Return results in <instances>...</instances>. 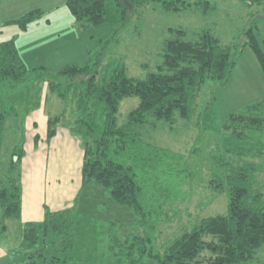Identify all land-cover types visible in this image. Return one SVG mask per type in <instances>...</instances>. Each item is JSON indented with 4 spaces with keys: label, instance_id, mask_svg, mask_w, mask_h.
<instances>
[{
    "label": "trees",
    "instance_id": "trees-1",
    "mask_svg": "<svg viewBox=\"0 0 264 264\" xmlns=\"http://www.w3.org/2000/svg\"><path fill=\"white\" fill-rule=\"evenodd\" d=\"M240 1L264 10V0ZM108 2L67 0L66 7L79 27L86 29L110 21ZM151 3L174 12L196 9L208 13L214 9L211 0H115V6L121 10V27L130 20L131 10ZM250 15L241 41L231 45H223L210 31L190 41L185 31L171 29L175 38L166 42L162 62L144 79L130 77L123 58L112 57L107 61L105 49L110 42L90 55L85 65L68 66L56 74L46 67L30 69L18 49L17 35L0 42V150L5 143L8 120H15L22 127L20 118L40 108L37 104L24 113L19 110L21 98L30 92L32 82L47 83L51 93L70 103L69 118L65 113L48 117L47 141L56 137L58 125L80 137L84 150L82 185L86 188L97 183L110 201L128 208L133 215L130 232L108 234V255L117 264H249L264 247V201L262 193L255 189L256 164H228L225 179L221 183L212 181V188L217 191L224 192L226 187L228 212L200 219L161 248L156 234L167 207L156 192L160 181L147 176L146 169H155V160L163 168L173 169L185 156L145 142L141 129L161 123L174 127L179 120L190 121L206 82L229 84L246 47L255 53L264 73V49L260 41L264 13ZM45 16V11L35 9L5 25H16L18 31L25 32ZM118 33L119 29L115 31V41ZM129 97H138L140 104L121 123V104ZM249 109L260 115H232L235 126L225 128H232L234 136L242 138L249 129L264 130V101ZM25 156L22 143L12 154L7 182L0 189L2 233L8 230V220L22 218L19 166ZM166 192L162 191L163 197ZM81 219L82 214H78L76 208H65L48 211L41 225L26 223L23 236L30 250L23 252V258L14 253L13 261L16 264H69L67 257L50 254L48 240L60 237L65 241L71 233L74 238ZM114 226L123 225L113 224L110 228ZM66 250L67 245L59 248L60 252Z\"/></svg>",
    "mask_w": 264,
    "mask_h": 264
},
{
    "label": "rangeland",
    "instance_id": "rangeland-1",
    "mask_svg": "<svg viewBox=\"0 0 264 264\" xmlns=\"http://www.w3.org/2000/svg\"><path fill=\"white\" fill-rule=\"evenodd\" d=\"M211 1L214 9L208 13L196 9L166 11L160 4L151 3L133 12L131 10L130 20L121 27V10L115 6V0H109L110 21L101 26L82 29L66 7L67 0H1L0 42L17 35V46L19 45L26 65L30 69L48 66L46 69L54 74L68 66L85 65L90 55H95L104 48L105 43L110 42L105 49L107 61L112 57L123 58L128 75L144 79L162 62L166 42L175 38L171 29L185 31L186 39L190 41H196L202 32L210 31L223 45H231L241 41L251 13H264L263 7H250L240 0ZM35 9H42L46 16L32 24L27 31H18L16 25H5L9 21L21 19ZM117 29L119 33L115 41ZM260 41L264 49V22L260 26ZM56 59L59 60L57 63ZM48 87L47 83L32 82L30 92L21 98L19 110L24 113L37 104L40 108L31 111L25 118H20L22 127L15 120L7 122L5 143L0 150V189L7 182L15 148L23 143L28 149L26 140L30 143L33 134L35 140L36 136L47 140L48 121L39 123L34 128L30 127L28 121L38 122L43 114L47 117L64 113L66 117L70 116L67 111L70 103L62 101ZM259 101H264V73L255 53L246 47L229 84L223 86L212 80L206 82L190 121L179 120L174 127L161 123L156 126L145 125L141 129V138L145 142L185 156L173 169L163 168L156 160L153 162L155 169H146L147 176L160 181L156 192L160 202L167 207L156 234L159 247L169 244L200 219L228 212L229 195L226 187L224 192L212 188V181L221 183L225 179L228 164H256L258 173L255 189L262 193L264 201V130L249 129L244 132V137H236L232 130L236 120L231 117L242 114L260 115L249 109ZM139 104L138 97L124 99L119 121L122 123L126 120ZM67 121L70 123L72 118ZM229 125L232 128L227 130L225 127ZM58 132L57 140L52 141L54 146L42 141L43 154L35 171L30 169L33 158L37 157L35 153L28 150L32 155L31 159H22L19 172L23 179L25 177L24 180L21 179L24 199L26 200L27 192L34 188L31 177L36 172L39 181L44 186L51 187L47 192L51 194L52 191L53 195L45 193L43 197L51 210L56 209L53 203L57 199L67 198L62 203V209L76 208L77 213L82 214L74 238L71 233L70 238L65 241L60 237L55 238L56 240L50 238L51 242L48 240L50 254L67 257L69 264H117L108 255V234L130 232L134 222L133 215L128 208L110 201L97 183L86 188L82 185L84 150L81 138L71 133L66 138L67 128L63 125H58ZM54 141L58 143L55 144ZM151 189L153 188L150 186L149 190ZM165 190L169 194L166 192L163 197L162 191ZM55 197L57 199L53 201ZM39 208L35 209L37 212L33 211V217L25 212L26 217L6 222V232L2 233L0 230V250L6 252L9 263L16 264L12 259L14 253L23 258V252H29L30 247L23 236L25 221L35 218L36 221L31 223L41 225L48 211L45 206ZM1 212L0 207V222ZM37 217L41 221H37ZM110 224L123 226L111 229ZM61 245H67V250L60 252ZM249 264H264V247L257 251Z\"/></svg>",
    "mask_w": 264,
    "mask_h": 264
},
{
    "label": "crops",
    "instance_id": "crops-1",
    "mask_svg": "<svg viewBox=\"0 0 264 264\" xmlns=\"http://www.w3.org/2000/svg\"><path fill=\"white\" fill-rule=\"evenodd\" d=\"M17 44H19V40H18V42H17ZM18 49H19V51H20V54H21V50H20V48H19V45H18ZM49 54V53H48ZM22 55V54H21ZM57 61H59V60H57L56 59V63H57ZM46 67H48V66H46ZM48 117L45 115V114H43V117L42 118H40V120L37 122H33V121H28V124L30 125V127H38V125H39V123H44V122H47L48 121V119H47ZM47 120V121H46ZM59 133V132H58ZM37 135V134H36ZM47 136V135H46ZM57 136H58V134L56 135V137H54L51 141H47V140H45L44 138H40V136H39V141H36L35 140V136H34V134H33V138H31L30 137V143L29 142H27V140H26V143L28 144V146H26V147H28V149H26L25 147V150H26V156L24 157V158H26V159H31V157H32V155H30L28 152V150H31V152H33V153H35L36 154V156L37 157H34L33 159L34 160H32L33 161V163H32V165L30 166V169H31V171L33 172V171H35L36 169H37V167H38V164H39V162H40V156H42V154L43 153H41L43 150H41L43 147H41L42 145H43V140H45V142H49L48 144H49V146H51L53 143H52V141L55 139V140H57ZM69 136H70V131L69 130H67V135H66V138H69ZM46 138V137H45ZM33 141V142H32ZM43 141V142H42ZM36 142H38V143H36ZM55 142V144L56 143H58L57 141H54ZM25 143V144H26ZM50 143H52V144H50ZM44 145H45V143H44ZM46 146V145H45ZM53 146H54V144H53ZM53 146L51 147V149L53 150ZM28 155V156H27ZM39 176H37L36 175V172H35V174L31 177V182H33V185H34V188L32 189V190H30V191H28L27 192V196L25 195V197H26V200L24 199V196H23V189H22V217H26V214L27 215H31V217H33L32 215L34 214L33 213V211H35V212H37V210H35L37 207L39 208V206H45V208L49 211V209H50V211H52V212H56V211H58V210H61L62 209V207H63V204L62 203H64L65 202V200L67 199V198H64L62 201L60 200V199H57V197H55L54 199H53V201H55L56 199V201L53 203V205L55 204L56 205V209H54V210H51V207H50V205L49 204H47L48 202H46L47 200H44L43 201V197H44V195H45V193H47V195L48 194H50V193H48L47 192V189L49 190V188H51V187H49V186H44V184L42 183V182H40L39 181ZM24 179H25V177H24ZM23 178H22V180H24ZM53 194H52V191H51V194H50V196H52ZM65 195V194H64ZM41 197V198H40ZM47 197V196H46ZM39 199V201H37ZM39 202H40V205H39ZM58 204H57V203ZM63 209H65V208H63ZM39 210H41L40 208H39ZM28 211V212H27ZM25 212H26V214H25ZM37 219V221H41V219L40 218H36ZM32 221H36L35 220V218H30V219H28L27 221H25V223H29V222H32ZM4 263H6V264H11V262L9 263L8 262V256H6V252H4V251H2V250H0V264H4Z\"/></svg>",
    "mask_w": 264,
    "mask_h": 264
}]
</instances>
